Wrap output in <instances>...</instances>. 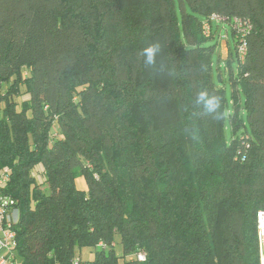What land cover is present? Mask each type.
Segmentation results:
<instances>
[{
	"label": "trees",
	"instance_id": "trees-1",
	"mask_svg": "<svg viewBox=\"0 0 264 264\" xmlns=\"http://www.w3.org/2000/svg\"><path fill=\"white\" fill-rule=\"evenodd\" d=\"M212 14L251 25L230 142L227 120L194 105L206 88L229 108L202 32ZM156 39L168 76L139 57ZM5 166L21 264H261L264 0H0Z\"/></svg>",
	"mask_w": 264,
	"mask_h": 264
},
{
	"label": "built area",
	"instance_id": "built-area-1",
	"mask_svg": "<svg viewBox=\"0 0 264 264\" xmlns=\"http://www.w3.org/2000/svg\"><path fill=\"white\" fill-rule=\"evenodd\" d=\"M217 26L225 23L230 25L235 31L237 41L238 61L242 63L247 53V32L251 29L250 22L234 17L230 21L227 18L217 14H212L203 21L202 32L205 37L210 38L213 35V23ZM11 182V170L8 166L0 167V264H10L17 259V231L15 226L19 221L18 200L13 197L9 189ZM257 232L260 242L261 264H264V210L257 211ZM134 258L138 262H144L147 259L146 252L140 251L130 255L129 259ZM73 264H83L79 256L73 261ZM89 264V263H86Z\"/></svg>",
	"mask_w": 264,
	"mask_h": 264
},
{
	"label": "rangeland",
	"instance_id": "rangeland-1",
	"mask_svg": "<svg viewBox=\"0 0 264 264\" xmlns=\"http://www.w3.org/2000/svg\"><path fill=\"white\" fill-rule=\"evenodd\" d=\"M207 46H215V50L212 54L213 68H214V77L216 82L219 85H222L227 93L229 108L232 110V83L230 81V71L234 75L238 73V54L236 41L233 33V29L230 25L222 23L217 26V23H213V35L205 43ZM222 74V76H221ZM25 88H22V93H24ZM241 98L244 101V94L242 91ZM25 98V95L18 97L19 101H22ZM243 115L246 116L245 110L243 109ZM226 137L227 141L230 142L232 139V129L229 120H227L226 126ZM37 166L36 168H40ZM116 250L118 253L121 251V247L117 246ZM96 255V250L86 249L82 252V257L85 260H93ZM10 264H19V261H13Z\"/></svg>",
	"mask_w": 264,
	"mask_h": 264
},
{
	"label": "clouds",
	"instance_id": "clouds-1",
	"mask_svg": "<svg viewBox=\"0 0 264 264\" xmlns=\"http://www.w3.org/2000/svg\"><path fill=\"white\" fill-rule=\"evenodd\" d=\"M139 57L144 67L151 69L153 73L168 76V64L165 60V45L162 40L156 39L146 43L140 50ZM203 70V69H202ZM195 110H203L204 115L214 116L216 121H225L233 117L234 113L222 105V97L215 92H209L206 88L200 89L194 98Z\"/></svg>",
	"mask_w": 264,
	"mask_h": 264
},
{
	"label": "crops",
	"instance_id": "crops-1",
	"mask_svg": "<svg viewBox=\"0 0 264 264\" xmlns=\"http://www.w3.org/2000/svg\"><path fill=\"white\" fill-rule=\"evenodd\" d=\"M76 184H77V186H78V188L80 189V190H83V191H86L87 190V184H86V181H85V179L83 178V177H79L77 180H76ZM17 261H19V264H21L20 263V260H19V258L17 257V259H16V262Z\"/></svg>",
	"mask_w": 264,
	"mask_h": 264
}]
</instances>
